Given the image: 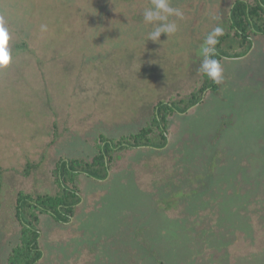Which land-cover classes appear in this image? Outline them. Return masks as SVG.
Instances as JSON below:
<instances>
[{
  "label": "rangeland",
  "instance_id": "rangeland-1",
  "mask_svg": "<svg viewBox=\"0 0 264 264\" xmlns=\"http://www.w3.org/2000/svg\"><path fill=\"white\" fill-rule=\"evenodd\" d=\"M235 2L170 0L184 18L155 43L151 0H0L14 56L0 70V264L21 244L18 194L56 193L55 162L91 161L101 136L136 135L152 105L193 93L200 46ZM253 40L223 59L217 92L171 117L164 149L116 152L106 180L78 175L69 223L39 213V264H264V36Z\"/></svg>",
  "mask_w": 264,
  "mask_h": 264
},
{
  "label": "trees",
  "instance_id": "trees-1",
  "mask_svg": "<svg viewBox=\"0 0 264 264\" xmlns=\"http://www.w3.org/2000/svg\"><path fill=\"white\" fill-rule=\"evenodd\" d=\"M229 11L230 15L225 18L224 33L218 37L219 43L216 45L215 58L219 59L221 64L225 57L238 59L242 54L248 55L254 45L253 38L264 36V0H236ZM200 77L201 84L188 97L179 101L164 99L155 106L152 105V117L148 120L147 127L142 128L136 135H129L117 141L104 140L101 136L99 153L91 161L55 162L52 172L54 184L57 186L56 193H36L35 197L30 194H18L14 206L17 220L23 228L21 244L9 256L7 264H39L44 255L38 243L41 236L38 230L39 213L51 214L59 223H69L75 215L76 207L82 201L75 182L78 175L86 174L95 180H106L116 152L142 147L164 149L168 145L167 133L171 117L178 113H187L198 105L202 106L206 102L204 97L208 91H218L219 84L202 73ZM32 167V164L28 165L27 174L34 169Z\"/></svg>",
  "mask_w": 264,
  "mask_h": 264
},
{
  "label": "clouds",
  "instance_id": "clouds-1",
  "mask_svg": "<svg viewBox=\"0 0 264 264\" xmlns=\"http://www.w3.org/2000/svg\"><path fill=\"white\" fill-rule=\"evenodd\" d=\"M172 16L183 19L184 12L179 8L172 7L170 0H151V7L146 8L143 12L144 23L153 26V30L148 33V41L161 43L162 34L169 37L177 32V24L169 20V17ZM41 30L46 31L47 26L41 25ZM223 33L224 30L220 26L212 29L198 51L202 60L197 71L217 84L223 82V67L221 61L215 58L217 56L216 45L219 43L218 37L222 36ZM11 39L9 28L0 18V70L8 68L13 62Z\"/></svg>",
  "mask_w": 264,
  "mask_h": 264
}]
</instances>
